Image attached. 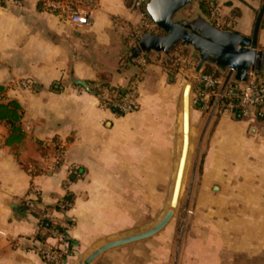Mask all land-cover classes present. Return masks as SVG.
Returning a JSON list of instances; mask_svg holds the SVG:
<instances>
[{
    "label": "crops",
    "instance_id": "crops-1",
    "mask_svg": "<svg viewBox=\"0 0 264 264\" xmlns=\"http://www.w3.org/2000/svg\"><path fill=\"white\" fill-rule=\"evenodd\" d=\"M49 1L0 0V102L20 105L23 130L10 142V126L0 121V264H78L101 245L159 222L161 194L182 151L184 76L197 93L191 142L195 120L214 107L204 121L213 129L205 169L213 156L218 208L230 215L203 231H165L168 223L91 264H264V118L221 103L226 86L243 83L252 69L238 80L227 59L171 40L159 25L170 0H93L84 26L52 11ZM214 6L216 22L193 0L174 23L224 45L264 50V0H215ZM207 66L220 72V84L202 101L198 76ZM131 84L138 110L101 106L102 90L125 93ZM236 111L249 134L223 133L227 112ZM231 156L236 162L227 171ZM58 223L69 225L70 249L51 262L43 252L57 244Z\"/></svg>",
    "mask_w": 264,
    "mask_h": 264
},
{
    "label": "rangeland",
    "instance_id": "rangeland-1",
    "mask_svg": "<svg viewBox=\"0 0 264 264\" xmlns=\"http://www.w3.org/2000/svg\"><path fill=\"white\" fill-rule=\"evenodd\" d=\"M145 2H147V0ZM214 2L215 0L209 2L210 16L208 17H210L213 22H216L218 21L217 19H219V14L217 12V8L214 6ZM186 55L190 56V52L186 51ZM195 62H197V59L196 61L194 60L193 62L190 63L192 70H195L196 67ZM189 83H192L189 76L182 77L181 89L183 90L185 86ZM196 96L197 93L196 91H194V93L191 96L193 107L195 106ZM213 108H214L213 105L212 106L210 105L209 107L205 108L207 111H205V114L203 115L204 117L201 118L202 120L201 122H199V120H195L196 121L195 126L192 129L193 139L190 145L183 186L180 194V201L177 208L175 209V214L171 219V221L169 222L167 229L165 231H203L204 230L203 225L207 224V222L208 223L210 222L212 226L209 227L213 228L215 226L214 222L218 223L222 216L229 217L230 215V214L220 213L218 208L219 206V204L217 203L218 199L215 195V190L213 188L214 185L216 184L215 181H217L215 180V176L213 175L214 174L213 168L215 162L213 156H209V160H211V164L205 169L206 152L209 150L210 144L211 147L213 146V143L211 142L213 129H210V127L206 129L204 126V121H206L205 120L206 116L212 112ZM227 113L231 115V119L230 122L228 123V126L229 125L230 126L228 127L226 125V131L223 132L224 134L230 133L232 135H237L239 133V135H241V132H244L245 134L246 133L249 134L248 130L246 131V129L244 128L245 125H243L240 119H238L236 113L233 114L230 112ZM221 115L222 112L218 111L215 118L216 123ZM230 134L229 136H231ZM201 135H202V139L200 137ZM180 150L181 149L179 148L178 153L175 156L174 170L172 173L171 182H170L171 185L168 188V192L165 195L161 194L165 197L162 203L163 205L162 212L159 214V221L160 218L164 214H166L167 210L170 209L171 207L172 191H173V186L175 184L178 161L181 154ZM226 161L227 162L225 164V168L228 171L231 167L235 165L236 159L235 157L231 156L228 157ZM161 195H159V197ZM159 211H161V208ZM217 226L219 227V223L217 224ZM206 229H209L208 226L206 227ZM225 231H235V228L232 230L226 228Z\"/></svg>",
    "mask_w": 264,
    "mask_h": 264
},
{
    "label": "built area",
    "instance_id": "built-area-1",
    "mask_svg": "<svg viewBox=\"0 0 264 264\" xmlns=\"http://www.w3.org/2000/svg\"><path fill=\"white\" fill-rule=\"evenodd\" d=\"M146 0H138L140 5ZM93 0H51L48 2L49 8L68 17L69 21L77 26H84L90 22V13L86 7L92 4ZM199 83L203 86V91L199 99L204 101L207 96L214 95L219 87L220 80L208 73H200ZM26 85V83L24 82ZM101 106L109 109H115L122 114L131 113L139 109L137 90L134 84H131L129 90L122 96L117 95V90L106 88L98 94ZM221 103L230 110L239 109L242 114H253L264 118V82L257 71L252 70L249 78L243 83L233 81L226 86ZM47 212L45 217H49ZM69 225L58 223L52 230V236L57 244L46 245L43 252V258L47 261L57 262L70 249V242L67 236Z\"/></svg>",
    "mask_w": 264,
    "mask_h": 264
},
{
    "label": "water",
    "instance_id": "water-1",
    "mask_svg": "<svg viewBox=\"0 0 264 264\" xmlns=\"http://www.w3.org/2000/svg\"><path fill=\"white\" fill-rule=\"evenodd\" d=\"M191 1L193 0H170L167 4V7L162 12L159 18V25L170 36L171 40L176 42H183L203 52H209L227 59L230 63V70L232 72H236V79L238 80H242V75H246L249 69L255 70L257 72L264 70V50H260L255 47H236L233 45H224L193 34L177 26L173 20L175 14ZM200 66H202V63H200ZM192 89L193 85L192 83H189L185 86L183 93V144L170 209L167 210L164 217L154 227L138 234L109 241L98 247L78 264H91L101 254L112 248L149 238L161 231L173 218L175 209L177 208L180 201V194L188 161L189 147L191 143Z\"/></svg>",
    "mask_w": 264,
    "mask_h": 264
},
{
    "label": "trees",
    "instance_id": "trees-1",
    "mask_svg": "<svg viewBox=\"0 0 264 264\" xmlns=\"http://www.w3.org/2000/svg\"><path fill=\"white\" fill-rule=\"evenodd\" d=\"M130 2H134V0H130ZM209 2H212V0L211 1L210 0H199L200 9L207 16H210ZM205 73L211 74L215 78H219L221 76L218 70L210 66L206 67ZM258 74L262 77L263 82H264V70L259 71ZM1 89L2 87L0 86V90ZM123 94L124 93L122 91H117L118 96H122ZM115 111L117 112V110ZM235 113L237 116L240 114L238 111H236ZM20 119H21L20 105H18L16 102H10L8 104L0 102V121H5L10 126V132H11V136L9 138L10 142L17 141L23 137V130H22V126L20 123Z\"/></svg>",
    "mask_w": 264,
    "mask_h": 264
}]
</instances>
